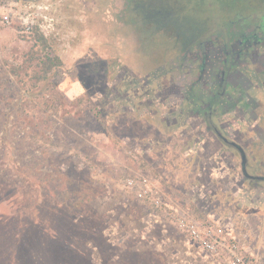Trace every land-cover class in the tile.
Instances as JSON below:
<instances>
[{
	"label": "rangeland",
	"instance_id": "374dc122",
	"mask_svg": "<svg viewBox=\"0 0 264 264\" xmlns=\"http://www.w3.org/2000/svg\"><path fill=\"white\" fill-rule=\"evenodd\" d=\"M49 1L57 24L44 38L59 66L46 68L40 35L0 23V264H222L173 225L148 219L122 185L144 172L155 184L167 175L192 209L230 214L249 246L264 237V220L258 231L251 215L213 196L240 185L227 163L221 170L209 159L232 165L216 154L220 144L195 123L160 129L178 116L161 104L165 92L145 94L141 80L169 49L228 32L234 13L261 8L256 30L264 31V0ZM149 8L169 24L147 30ZM260 123L252 135L264 153V114ZM176 136L178 153L166 148ZM204 168L213 176L195 179Z\"/></svg>",
	"mask_w": 264,
	"mask_h": 264
},
{
	"label": "flooded vegetation",
	"instance_id": "af4514ba",
	"mask_svg": "<svg viewBox=\"0 0 264 264\" xmlns=\"http://www.w3.org/2000/svg\"><path fill=\"white\" fill-rule=\"evenodd\" d=\"M149 9L153 13L147 15L150 25L147 30H152V23L162 20ZM260 9L245 16L234 13L224 34L212 35L201 44L189 39L183 48L178 45L169 49L163 60H153L141 76L145 94L152 90L167 94L161 104L169 106L178 116L177 125L191 127L195 123L201 137L226 147L224 153L231 161H237L240 170L245 166L246 155L240 143L243 137L238 133L239 126L257 119L264 94V31L256 30ZM125 22L133 23L128 18ZM164 22L157 26L163 29L169 24ZM174 30L167 31L172 39L176 35Z\"/></svg>",
	"mask_w": 264,
	"mask_h": 264
},
{
	"label": "built area",
	"instance_id": "2783aa9c",
	"mask_svg": "<svg viewBox=\"0 0 264 264\" xmlns=\"http://www.w3.org/2000/svg\"><path fill=\"white\" fill-rule=\"evenodd\" d=\"M0 23L16 33L42 37L53 34L57 24L49 0H0ZM209 159L222 170V159L213 156ZM202 170L195 173V179L202 174H214L210 170L206 172L205 168ZM166 176L161 173L162 180L155 184L148 173L128 175L122 179V185L146 208L150 221L173 225L215 261L222 264H264L245 242L246 237L237 232L238 222L230 214H214L207 212V207H200L198 211L196 207L186 206L176 192V184L170 182L171 188ZM193 186L197 188V185ZM198 199L206 204L210 197L201 194Z\"/></svg>",
	"mask_w": 264,
	"mask_h": 264
},
{
	"label": "crops",
	"instance_id": "0c3cea01",
	"mask_svg": "<svg viewBox=\"0 0 264 264\" xmlns=\"http://www.w3.org/2000/svg\"><path fill=\"white\" fill-rule=\"evenodd\" d=\"M260 110L258 111V116L256 120H253L249 123H243L242 126H239L238 133L242 136H246V140H241L240 143L243 145L244 153L247 157V169L253 173L256 177V181L251 184L245 183L243 180L242 184L239 185L237 190L225 189L214 191L213 196L220 200L226 205L234 204L235 208L240 212H246L251 215L252 227L257 228L258 231L261 230V222L264 220V153L262 150V144L258 141L257 137L252 135V132L255 131L256 126H259L261 115L264 114V94H261L260 99ZM177 124H164L160 126V129L170 130L173 129L174 132L178 128ZM172 145L174 143L175 148L172 149V145L166 146L167 150H172L174 153H178L176 144H179V138L173 137ZM225 145V144H224ZM172 146V147H171ZM262 147V148H261ZM223 148L225 146H219L216 151L218 154L224 153ZM174 150V151H173ZM222 161L226 164L225 158H222ZM232 165H228L230 171L234 169H239L237 161H231ZM228 170V171H229ZM229 171V172H230ZM254 190V191H253ZM253 192L255 195H253ZM234 208V209H235ZM251 249L256 255L264 261V237H250Z\"/></svg>",
	"mask_w": 264,
	"mask_h": 264
},
{
	"label": "trees",
	"instance_id": "16d2710c",
	"mask_svg": "<svg viewBox=\"0 0 264 264\" xmlns=\"http://www.w3.org/2000/svg\"><path fill=\"white\" fill-rule=\"evenodd\" d=\"M39 37H40L39 40L43 43V45H44L43 47L46 50L48 48L47 47V41L45 40L44 37H42V36H39ZM43 62L45 63V66L47 69H50L54 66L61 65V59L56 55H51L50 49H47V51L45 52ZM226 146L233 148V146L229 145V144H226ZM244 164H245V166L242 170L236 168V169L230 171L231 169L230 170L228 168L227 169L230 171L231 174H233V176L238 177L240 185L242 184V182L244 180L245 183L250 184V186H252L251 184H253L257 179L253 173L248 171L247 160H245Z\"/></svg>",
	"mask_w": 264,
	"mask_h": 264
}]
</instances>
